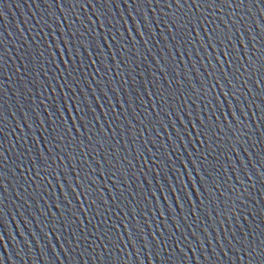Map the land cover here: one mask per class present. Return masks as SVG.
<instances>
[{
	"label": "water",
	"instance_id": "obj_1",
	"mask_svg": "<svg viewBox=\"0 0 264 264\" xmlns=\"http://www.w3.org/2000/svg\"><path fill=\"white\" fill-rule=\"evenodd\" d=\"M246 7L251 5L236 9V13L244 15ZM69 8L71 4L62 8L59 3L52 4L51 0H0V56H3L0 60V105L5 106L7 117L4 125H0L3 127L0 157L6 165L4 174L11 170V175L0 184V209H3L0 211V264H213V261H218V264H248L247 257L239 259V252L235 257L229 253L223 259L215 256L206 261L191 250L196 241L189 233L195 230L193 221L196 220L197 208L200 209L198 223L201 229L204 227V214L211 209L217 212L224 210L222 218L218 216L215 221L208 220L211 225L209 233L215 232L218 238L224 227L231 231L240 229V235L255 229L258 243L261 230H264V189L261 188L260 177V161L264 159V104L261 103L264 100V83H258L256 72H245L250 57L257 68L264 63V4L257 0L251 17H245V29H253L248 31V39L251 40L252 36L256 39L247 47L239 46L243 48V53H236L242 56L240 72L236 71L238 65L234 62L220 63V59H229H218L219 52L224 49L223 44L219 48L215 44L208 47L205 40L211 29L219 25V31L229 20H236L232 15L234 5L222 8L217 3L196 7L193 0H187L183 7L170 8L166 0L158 3L153 0L146 6L141 5L137 13L130 2L115 0L114 5L107 6L105 17H99L98 13L93 16L96 9L91 4L85 5L84 0L71 11ZM138 14L150 15L155 21L147 29L152 39L146 44L143 41L147 36L140 34L144 30ZM82 25H90L95 30L92 40L99 47L90 51L101 53L98 59L103 61L102 65L91 63L97 59L96 56L67 43L73 32L79 35L85 31ZM132 28L136 31H131ZM113 36L115 40L109 39ZM88 39L85 35L84 40ZM61 40L65 43L62 44ZM121 46L123 52H120ZM39 51H44L45 55L37 60ZM117 52L119 56L113 59L112 54ZM49 57L52 63L40 67ZM120 60L128 62L118 68ZM25 65L30 68L27 74ZM109 67L111 70L107 71ZM97 68L101 71L97 72ZM65 70L73 71V77L67 87H62ZM126 72H132L137 83H132L130 77L128 84L123 83ZM222 73L227 74L228 81L233 80V75L239 77L233 81L236 89ZM173 75L175 81L169 86ZM101 78L103 82L99 89L107 93V105L101 107L104 100H96V110L86 120H78L77 117L83 113L76 109H83L84 104L77 102L83 97L91 104L94 95L103 94L93 83L101 81ZM73 80L79 82L73 85ZM245 80L249 81L247 86L241 87ZM138 88L143 90L142 93L133 91ZM157 88L165 91L167 103L150 94ZM18 89H22L27 98ZM77 89H80L79 93ZM108 89L116 90L115 98H111L113 93ZM228 92H234V95H225ZM137 95L140 99L131 103ZM49 97L55 98L58 107L63 105L58 112L59 119L51 117L47 124L37 125L30 118L27 123L31 127H25L20 119L24 114L21 105H40L37 112L41 114L35 119L42 121L43 109L53 103ZM124 99H129L131 107L120 106ZM157 104L162 105L163 112L156 107ZM237 107L244 113L243 124L238 118ZM14 112L16 114L11 115ZM53 120L57 121L60 133L52 134L56 136L55 141L49 137L52 127H55ZM82 123L86 127L81 128ZM204 127L211 128L209 135H212V140H207L205 135H196ZM219 128H223V132L216 135ZM65 131L68 134L61 138ZM175 133H179V140ZM201 140L211 143L214 149L207 162H203L207 144L200 143ZM237 141L239 147H234ZM110 147L114 153L111 156L108 155ZM230 147L239 155L234 156ZM29 148L32 151H27ZM240 148L247 151L240 152ZM45 149L52 150L47 153L53 157L51 168L43 163L40 168L32 167L29 161L35 160ZM82 153L89 155L81 158ZM138 153H143V156ZM57 156L67 159L58 160ZM125 156L132 161L127 168L128 160L121 163ZM217 157L219 163L216 162ZM228 157H232L230 162ZM239 159H249V167L254 166L255 175L250 181L244 174L231 171ZM112 163L116 164L112 171L119 169L116 177H112L109 171ZM16 165H19V170ZM91 168L97 170L85 180L84 175ZM216 169H219V175ZM203 170L211 173V177L205 176ZM38 171L39 176L36 175ZM77 171L80 172L79 177ZM245 173L252 175L247 169ZM236 177L242 182H238ZM214 182L218 187L211 194L212 203L209 204L208 190ZM78 184L81 185L79 188ZM113 184H116L115 188ZM233 185H236L235 192ZM85 189L92 195H77ZM244 189L248 191L241 195ZM220 192L224 195L216 200ZM93 198L97 203H92ZM69 200L72 203L69 204ZM201 200L203 205L199 203ZM233 202L240 206L243 215L232 210L231 216L235 219L230 220L227 209L232 208ZM56 204L61 206L52 207ZM97 210L101 215H97ZM190 212L194 214L189 215ZM221 219L228 220V224L218 223ZM73 220L76 222L72 223ZM101 220H106V223L100 224L98 230ZM129 224L137 225L138 230H142L141 238L156 241L159 247L164 248L163 252L156 247L152 249L156 255L148 249L137 255L139 245L135 239L131 246H125L129 235L125 225ZM77 226L88 235L87 243L93 246L94 242H101L100 231L111 229L108 235L114 246L112 256H107L109 249H105V256L99 260L92 256L91 249L87 254H81L85 244L83 239L80 241L82 247L75 252H67L66 249L74 245L65 244L61 235L69 236ZM49 228L54 231L49 232ZM30 232L46 233L52 241L44 255H39V236L36 244ZM93 232L96 236L92 235ZM182 236L187 237L188 246L183 243L176 245ZM197 236L200 237L199 232ZM23 239H28L31 252L24 247ZM121 247L123 251H120ZM21 248L23 252L19 256L13 255ZM96 255H100L99 248H96Z\"/></svg>",
	"mask_w": 264,
	"mask_h": 264
},
{
	"label": "snow or ice",
	"instance_id": "obj_2",
	"mask_svg": "<svg viewBox=\"0 0 264 264\" xmlns=\"http://www.w3.org/2000/svg\"><path fill=\"white\" fill-rule=\"evenodd\" d=\"M47 2V0H46ZM52 4H57L59 3L60 6L63 8L64 5H68L71 4V8H69L68 10L71 11L73 8L76 7V5L81 4V0H51ZM125 3H129L133 6V10L136 11L137 13H139V7L141 5H147L148 3H152L153 0H124ZM155 2H160V0H155ZM260 2L262 4H264V0H260ZM166 3L168 5V7H176V6H180L183 7L187 4V0H166ZM217 3L220 4V6L223 8L226 5H234L233 8V12L232 15L236 16V20L232 21L229 20L228 24L224 26L223 29L219 30V25L217 26V28L211 29L210 30V34L207 35L205 37V40L207 42L208 47H212L213 44L216 45L217 48H219V46L221 44L224 45V49L222 51L219 52V58L222 57H228V60H222L220 59V63L222 64H231V63H236L238 66L236 68L237 72H240L241 67H243L242 65H239V60L242 58V56H237L236 53H243V48L239 47L240 45H244L245 47H247L249 44H251L252 41H255L256 37L252 36L251 40L248 39V31H252L253 29L249 28V29H245L244 25L246 24V19L245 17H251L252 15V9L255 7L257 0H193V4L196 7H199L200 4H208V5H216ZM84 4H91L96 11L93 12V16H96L97 13L99 14V17H105L106 16V9L107 6L109 4H115V0H84ZM246 5H251V7H246L245 10V14L244 15H238L236 13V9H239L241 7H244ZM78 19V18H77ZM138 19H139V23L141 25V28L144 30L142 33H140L141 35H145L147 36V39H145L143 41V43H148L149 40L152 39V34L150 32L147 31V29L149 28V26L153 23H155V21L151 20L150 15H146V16H139L138 14ZM75 22V21H74ZM95 22V21H93ZM45 24H47V21H45ZM237 25H240V27H237ZM82 27L85 28L84 32H81L79 35H77L76 32H73L71 35L68 36V41L67 43L70 45H73L75 48H77V50H82L84 53L88 54V55H92V56H96L97 59L91 61V63L94 64H103V61H101L100 59H98V57L101 55V53L99 51H90L92 49H95L99 46L95 45L94 41L92 40V36L94 33V29H92L90 27V25H82ZM113 28H115V24L112 25ZM111 30V29H109ZM131 31L135 32L136 29L132 28L130 29ZM88 36L89 39L87 41L84 40V36ZM73 37H76V40L73 41ZM109 39H113L115 40L116 38L110 37ZM61 43H65L63 40H61ZM23 46V45H21ZM254 47V45H252ZM49 47H53L52 45H50ZM173 47H175V45H173ZM123 46H121L120 52H123ZM28 53H26L27 55ZM55 55H58V53H54ZM119 52L117 53H113L112 54V58L115 59L119 56ZM45 55L44 51H39L37 53V60H39L40 57H43ZM75 55V53H74ZM255 56V53H253V57ZM3 59V56H0V60ZM128 61L127 60H120L119 64L117 65V67L119 68L120 65L122 64H126ZM31 63V61H29V64ZM52 63L51 57L48 58V60L45 62V64H41L39 65L40 67H45L46 64ZM69 63H71V61H69ZM80 63H83V61H80ZM194 67V66H193ZM25 69H26V74L28 71H30V68L28 65H25ZM79 70V69H76ZM111 68L109 67L107 69V71H110ZM97 72L101 71V68H97L96 69ZM107 71L105 72V74H107ZM134 71V69H133ZM256 72V74L259 77L258 83H264V63H261L259 65V67H255V61L253 58H249V60L247 61V67L245 68V72L248 73H252V72ZM66 75L64 76V84L61 85L62 87H67L69 85V81L70 78L73 77V71H69V70H65ZM119 73H117L118 75ZM208 75H211V73H207ZM244 73H241V75H243ZM222 76H224V79L228 82V83H232L233 84V89H236L237 86L235 85V83H233V81L239 79V77L233 75V80L232 81H228L227 80V74L226 73H222ZM129 77L131 78V82L132 83H137V78L135 75L132 74V72H126L125 73V79L123 81V83L128 84L129 83ZM9 79H11V77H9ZM21 79H23V77H21ZM55 79V78H53ZM114 79V77H113ZM175 81V76L173 75L170 80H169V86ZM79 81H75L73 80L72 83L73 85L75 83H78ZM103 82V78H101V81H93V83L97 84V89L98 91L102 92L103 94L100 95H94L93 96V101L91 104L87 103L83 97L81 98L80 101H78L77 103H83L84 107L83 109L77 108L76 111H82L83 115L82 116H78L77 119L78 120H86L87 117L89 116V114L91 112H94L96 110L95 108V102L96 100H104V104L100 105L101 107H104L107 105L108 101L105 100V96L107 95V93H104L103 90L99 89V84ZM248 80H245L243 82V84L241 85V87H246L248 84ZM217 86H219V81H217ZM26 87V85H25ZM153 87H155V83H153ZM238 90V89H237ZM18 91L21 92V95L24 96L25 98H27L26 93L22 90V89H18ZM108 91L113 93V96L111 98H115V89H108ZM133 91H137V92H141L142 93V89L138 88V89H134ZM248 91H251V89H249ZM77 92H80V89H77ZM152 96L154 97H158L160 101H162L163 103H167V99L165 96V91H161V88H157L155 92L150 93ZM174 95V93H173ZM225 95H234V92H228L225 93ZM50 99L53 100L52 104H49L47 108L43 109V114H44V119L42 121H38L35 119V117H37L38 115H40L41 113L37 112V108L40 107V105H36L35 107H33L32 105H21V108L24 110V114L23 116H21V121L24 123L25 127H31V125H29L27 123L28 119H32L34 124L37 125H44L48 123L49 118L51 117H57V119H59L58 117V112L60 111V108L63 107V105L61 104L59 107L56 105L55 103V98L54 97H49ZM140 99V96L137 95L135 98H133L131 100V103H135V100ZM44 101H41V104H43ZM131 103L129 102V99H124L123 103L120 105L121 107L124 106H128L131 107ZM262 104H264V100L261 101ZM157 108H160V111L163 112V107L161 104H157L156 105ZM125 110H127L125 108ZM5 111L6 108L4 105H0V125H4L7 117L5 116ZM17 112L20 111V109L16 110ZM147 111V109H146ZM181 111H183V106H181ZM264 111V110H262ZM237 113L238 118L240 120V123L243 124V116L244 113L240 111L239 107H237ZM16 112L11 113V115H15ZM171 114V113H170ZM157 115H159V113H157ZM118 118V117H117ZM53 125H55V127H52L51 132L49 133V137L51 138L52 141H55L56 136L52 135L53 133H56L57 135H60L59 133V125L57 124L56 120H53ZM143 123V122H141ZM201 123H203V121H201ZM172 125H169V127H171ZM18 127V126H17ZM81 128L86 127V124L82 123L80 125ZM147 127V126H145ZM132 128H135V124H132ZM143 130V129H142ZM3 131V127H0V132ZM183 131V130H181ZM211 131L210 127H204L201 129L200 133H197L196 135H205L207 136V140H212L213 137L212 135H209ZM223 132V128H219L217 129L216 135H219L220 133ZM68 134L67 131H65L63 133V135H61V138H63V136H66ZM174 135H176L177 140L180 139V135L179 133H175ZM2 139L0 138V149H2L3 145H2ZM89 139H92L91 137H89ZM202 144H207V147L205 149L206 154L203 157V162H207L208 161V157L212 155L214 149L212 148V144L211 143H207V141L205 140H201L199 141ZM35 143V141H33V144ZM116 144H119V140L116 141ZM58 146V145H57ZM234 147H239V142L237 141L236 145ZM230 151H233V155L234 156H238V153H235L234 148L230 147L229 149ZM27 151H32L31 148H29ZM51 149H45L43 150L41 153H39L36 157L35 160L29 161V163L31 164L32 167L35 168H40L41 164H46L47 168H51V161L53 159V157L51 155H47V153L51 152ZM243 151H247L244 148H240V152ZM139 155L143 156V153H138ZM21 156L24 155V153L20 154ZM83 155H89V153H82L81 154V158ZM108 155H114V153L112 152L111 147L108 150ZM56 159H67V157H60L57 156ZM101 160L104 163H107V160L104 157H101ZM124 160H128V157L125 156L123 158H121V163ZM232 160V157H228V161L230 162ZM23 161H21L22 163ZM217 163H219V159L217 157ZM100 163V162H97ZM13 164H15V161H13ZM132 164L131 160H128V164L125 165V168H127L129 165ZM250 161L249 159L244 160V159H239V163L236 164L235 166L231 168V171L233 172H238L241 174H244L246 176L247 180H251L252 176L255 175V171H254V166H250ZM0 165H3V159L2 157H0ZM102 166V165H101ZM260 166H261V173H260V177H261V188L264 189V159H262L260 161ZM4 167H6V165H3L2 167H0V184H2L4 181L7 180L8 175H11V170H9L8 174H4ZM116 168V164L112 163L111 168L109 169V171L111 172V176L112 177H116L117 176V172L119 171V169H116L115 171H112V169ZM16 169L19 170V165H16ZM245 169L248 170V172L252 173V175H247V173H245ZM31 170V169H29ZM46 170V169H45ZM81 170H83V165H81ZM97 169L96 168H91L88 172L85 173L84 175V179L87 180L89 176H91L92 172H95ZM204 171V175L207 177H211V173H209L207 170H203ZM217 174L219 175V169H216ZM50 174V173H49ZM37 176L40 175V172L38 171L36 173ZM77 177L80 176V172L77 171L76 173ZM14 178V177H13ZM236 179L238 180V182H242L239 181V177H236ZM81 185H77V188H79ZM255 185H253L254 187ZM113 187H116V184H113ZM217 183H213L212 187L208 190L209 191V204L212 203V197L211 194L216 192L217 190ZM107 190V189H105ZM233 192L236 191V185H233ZM177 191H182V189H177ZM204 191V189H202V192ZM248 189H244L241 192V195H244L245 192H247ZM77 195H87V196H91L92 194L89 193L87 191V189H85L84 192H79L77 193ZM224 193L220 192L219 195H217L215 198L216 200H219V198L221 196H223ZM112 199H118V197H112ZM237 199H239V197H237ZM68 203H72L71 200L68 201ZM92 203L95 204L97 203L96 198H93ZM201 205H203L204 201L201 200L199 202ZM61 205L56 204V205H52V207H60ZM21 207H23V205H21ZM66 207V205H65ZM89 207H91V205H89ZM219 207V205H218ZM3 209H0V211H2ZM232 210H237L241 213V215H243L242 210L240 209L239 205H236L235 202H233L232 208L227 209L228 211V219L230 220H234L235 218L231 216V212ZM223 212L224 210H221L219 212H217L216 209H211V212L204 214V220H203V224L204 227L201 229L200 227V223H198V221H200V209L197 208L196 210V220L193 221V225H195V230L192 231L191 233H189V235L192 236L193 240L196 241L195 246L191 248L192 251L199 253L202 257H204L207 261V258L209 257H215L218 256L220 259H223L224 257L229 256V253H232V256L235 257L236 253L239 252L241 253V256L239 257V259H243L245 257H247L248 259V264H264V230H261L260 233V240L257 243L256 239H255V229H252L251 232L248 231H244L243 235H240V229H237L236 231H231V229L229 227H224L221 230V235L217 236V234L215 232H211L209 233V229L211 228V225L208 223L209 218L212 219L213 221L216 220V218L219 217H223ZM194 213L190 212L189 215H193ZM97 215H101V213L99 212V210H97ZM244 219L246 220L247 217L245 216ZM76 221L73 220L72 223H75ZM89 224L91 223V221L88 222ZM106 220H101L98 225H97V229L99 230L100 228V224H105ZM218 223H223L225 225L228 224V220L225 219H221ZM63 227V226H62ZM114 227V226H113ZM125 227L128 229L129 235H128V244L125 246H131V243L133 241V239H135L136 243L139 245V247L137 248V252L136 254L139 255V253L144 252L145 249H148L149 252L152 255H156L157 253L153 252L152 249L159 247L156 244V241L154 240H146V239H142L141 238V231L142 230H138V226L135 224H129V225H125ZM175 227H179V225H176ZM233 227H235V225H233ZM42 231V230H41ZM54 229L49 228V232H53ZM109 231H111V229H107V230H102L100 231V235H99V241H101L100 243H95L94 245H89L87 243L88 241V235L86 233H82L81 230L79 229V227L77 226V228L75 230H71L70 231V235L67 237H64L63 235H61V239L64 241L65 244H72L74 245V247H70L67 248L66 251L71 253V252H75L77 248L82 247L80 244L81 239H83L85 241V244L83 246V251L81 254H87L89 252V249H91V254L92 256H94L97 260L101 259L102 257L105 256V249H109V251L107 252V256L111 257L112 256V251L111 249L114 247L111 243V240L109 238ZM197 232L200 233V237L197 236ZM31 234V239L33 241H35V243L37 244V239L36 237L39 236L40 242H41V247L39 248V255H44L48 249H49V245L52 243V241H50L47 238V234L45 233L44 235H40L39 232H30ZM93 236H96V232L92 233ZM187 237L186 236H182L180 239H178L175 243L176 245H180V244H185L187 245ZM20 243V242H19ZM23 243H24V247L28 249V252L32 251V248L29 247V241L28 239H23ZM163 243V242H162ZM61 247V245H60ZM96 248L100 249V255L97 256L96 255ZM210 249V251H209ZM164 248L163 247H159V251L163 252ZM120 251H123V247L120 248ZM173 251H175V248H173ZM20 252H23V249L21 248L19 251H15L13 253V255L15 256H19ZM25 255H27L28 253H24ZM205 254H207L205 256ZM128 255H132V253H129ZM213 264H218V261H213Z\"/></svg>",
	"mask_w": 264,
	"mask_h": 264
}]
</instances>
